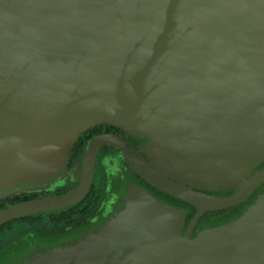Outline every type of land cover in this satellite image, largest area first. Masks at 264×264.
I'll return each instance as SVG.
<instances>
[{
    "label": "water",
    "instance_id": "obj_1",
    "mask_svg": "<svg viewBox=\"0 0 264 264\" xmlns=\"http://www.w3.org/2000/svg\"><path fill=\"white\" fill-rule=\"evenodd\" d=\"M100 124L143 154L94 138L76 189L0 225L81 201L105 145L182 204L127 183L85 228L0 236V264H264V0H0V198L63 185Z\"/></svg>",
    "mask_w": 264,
    "mask_h": 264
},
{
    "label": "flooded vegetation",
    "instance_id": "obj_2",
    "mask_svg": "<svg viewBox=\"0 0 264 264\" xmlns=\"http://www.w3.org/2000/svg\"><path fill=\"white\" fill-rule=\"evenodd\" d=\"M104 135L118 137L130 144L133 149L142 151L141 145L144 140L135 139L122 129L107 124H100L91 127L80 135V138L71 151V156L68 162V178L64 181L63 185L50 190L23 192L0 198V211L25 203L60 198L72 192L82 182L81 171H79L78 176H75V173L71 174L73 167L77 164L78 159L81 158L90 142L94 138ZM144 157L151 162L146 153H144ZM95 164L96 169L93 182L87 195L81 201L69 207L60 209H43L37 212L33 211L26 215L18 214L0 225V236L6 235L16 227L17 229L20 227L34 228V230L40 231V236L49 237H56L65 231H75L83 227L85 228L97 217H100L101 214L106 212L109 205L117 199V196H119L121 191L124 192L127 190V183H137L140 186L149 189L158 197H166L174 204H182L176 199L159 191L157 188L152 187L141 176H139L131 166V160L126 153L120 149V147L118 148L111 145L103 146L99 150ZM153 167L159 171L158 166ZM160 171L162 175H167L166 170L160 169ZM201 192L210 196L222 195L221 192L216 193L207 190H201ZM236 210L237 209L231 208L220 212H208L201 220H209L220 215L224 217L230 216ZM193 215L190 217L192 218Z\"/></svg>",
    "mask_w": 264,
    "mask_h": 264
}]
</instances>
